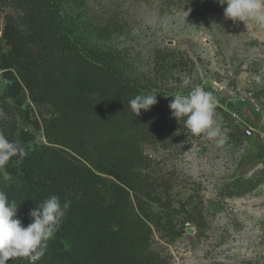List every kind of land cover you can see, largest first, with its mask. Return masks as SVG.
I'll return each mask as SVG.
<instances>
[{"label":"trees","instance_id":"1","mask_svg":"<svg viewBox=\"0 0 264 264\" xmlns=\"http://www.w3.org/2000/svg\"><path fill=\"white\" fill-rule=\"evenodd\" d=\"M205 3L208 0H199ZM4 16L0 71V131L28 155L0 169V191L18 205L17 218L56 195L70 208L36 264H168L154 233L173 242L184 233L175 216L172 184L145 154L146 144L179 150L195 138L171 117L175 95L135 116L128 105L150 91L127 55L93 44L81 32L85 0H0ZM157 94V93H156ZM34 107V108H33ZM43 131L45 143H35ZM264 182V170L237 178L224 194L244 197ZM156 207V209L154 208ZM193 209L181 225L205 227ZM8 264H27L16 259Z\"/></svg>","mask_w":264,"mask_h":264},{"label":"rangeland","instance_id":"2","mask_svg":"<svg viewBox=\"0 0 264 264\" xmlns=\"http://www.w3.org/2000/svg\"><path fill=\"white\" fill-rule=\"evenodd\" d=\"M85 1L81 32L124 52L150 91L187 95L201 86L217 97L223 145L201 134L175 151L143 146L171 182L175 221L184 227L171 243L155 232L154 246L168 264H264V182L244 197L224 194L235 179L264 170V29L226 19L216 0ZM11 11L0 6L3 17ZM7 83L0 71V94ZM24 128L46 142L42 130ZM193 209L204 228L181 225Z\"/></svg>","mask_w":264,"mask_h":264},{"label":"clouds","instance_id":"3","mask_svg":"<svg viewBox=\"0 0 264 264\" xmlns=\"http://www.w3.org/2000/svg\"><path fill=\"white\" fill-rule=\"evenodd\" d=\"M224 7V17L234 22H252L264 29V0H216ZM156 93L138 94L128 102L131 112L139 116L141 111H149L157 104ZM217 97L212 91L201 86L194 87L187 95H175L169 103L171 117L193 136L203 134L217 146L225 143V137L215 120ZM7 113L0 109V120H6ZM28 151L18 140H10L0 131V169H4L12 158L21 165ZM70 208V202H61L59 196L52 195L29 212L31 223L26 227L17 218L18 205L0 191V264L10 260H24L36 264L46 254L48 243L54 239L62 219Z\"/></svg>","mask_w":264,"mask_h":264},{"label":"built area","instance_id":"4","mask_svg":"<svg viewBox=\"0 0 264 264\" xmlns=\"http://www.w3.org/2000/svg\"><path fill=\"white\" fill-rule=\"evenodd\" d=\"M4 26H5L4 17L0 15V42L3 38ZM247 133H250V131H247Z\"/></svg>","mask_w":264,"mask_h":264},{"label":"water","instance_id":"5","mask_svg":"<svg viewBox=\"0 0 264 264\" xmlns=\"http://www.w3.org/2000/svg\"><path fill=\"white\" fill-rule=\"evenodd\" d=\"M191 232L193 231L192 229H189Z\"/></svg>","mask_w":264,"mask_h":264}]
</instances>
